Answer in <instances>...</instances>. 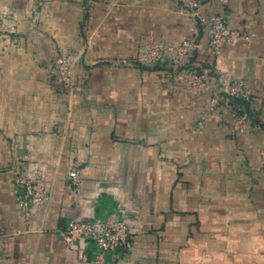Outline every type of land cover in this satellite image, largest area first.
Returning <instances> with one entry per match:
<instances>
[{
	"label": "crops",
	"instance_id": "0c3cea01",
	"mask_svg": "<svg viewBox=\"0 0 264 264\" xmlns=\"http://www.w3.org/2000/svg\"><path fill=\"white\" fill-rule=\"evenodd\" d=\"M182 0H0V262L92 264L71 220L120 210L130 229L115 264H264V0H203L246 34L218 52ZM186 39V68L241 80L260 128H232L213 88L144 60ZM60 54L77 57L69 89ZM82 168L71 191L68 171ZM51 192L24 211L16 173Z\"/></svg>",
	"mask_w": 264,
	"mask_h": 264
},
{
	"label": "built area",
	"instance_id": "2783aa9c",
	"mask_svg": "<svg viewBox=\"0 0 264 264\" xmlns=\"http://www.w3.org/2000/svg\"><path fill=\"white\" fill-rule=\"evenodd\" d=\"M202 6L203 0H182L180 10L209 24V47L212 51L218 52L226 43L246 37L245 33L229 26L223 13L214 12L204 17L201 13ZM197 47L196 40L186 39L174 47L152 48L143 55V58L165 68L173 78L189 81L198 91L213 88L215 93L210 100L212 107L226 97L231 99L233 130L239 133L257 131L261 125L256 113L237 106L240 101L249 99V92L241 80H232L220 73L207 75L204 70L198 72L196 69L185 67L183 63L185 56ZM76 62L77 57L68 54H60L56 60L58 77L71 90L77 88ZM15 173V182L21 189L19 205L24 211L30 212L49 201L51 192L46 187L39 185L33 178L22 176L17 171ZM67 175L71 191L78 192L81 188L82 168H72ZM62 235L70 248L79 249L81 245L90 244L92 264H115L114 261H108V256L122 255L126 251L129 246L130 229L120 210H112L106 215L99 214L87 220L71 219L65 224Z\"/></svg>",
	"mask_w": 264,
	"mask_h": 264
},
{
	"label": "trees",
	"instance_id": "16d2710c",
	"mask_svg": "<svg viewBox=\"0 0 264 264\" xmlns=\"http://www.w3.org/2000/svg\"><path fill=\"white\" fill-rule=\"evenodd\" d=\"M210 74V73H209Z\"/></svg>",
	"mask_w": 264,
	"mask_h": 264
}]
</instances>
